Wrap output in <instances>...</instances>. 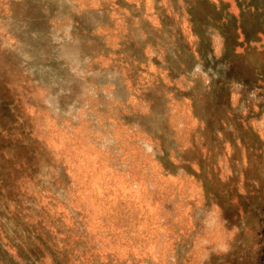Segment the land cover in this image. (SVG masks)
<instances>
[{
    "label": "rangeland",
    "instance_id": "374dc122",
    "mask_svg": "<svg viewBox=\"0 0 264 264\" xmlns=\"http://www.w3.org/2000/svg\"><path fill=\"white\" fill-rule=\"evenodd\" d=\"M0 264H264V0H0Z\"/></svg>",
    "mask_w": 264,
    "mask_h": 264
}]
</instances>
